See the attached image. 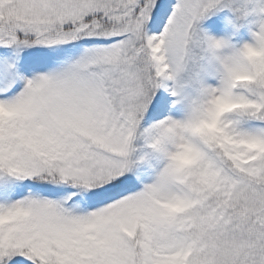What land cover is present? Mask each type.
<instances>
[{"label": "snow or ice", "instance_id": "snow-or-ice-1", "mask_svg": "<svg viewBox=\"0 0 264 264\" xmlns=\"http://www.w3.org/2000/svg\"><path fill=\"white\" fill-rule=\"evenodd\" d=\"M0 264H264V0H0Z\"/></svg>", "mask_w": 264, "mask_h": 264}]
</instances>
